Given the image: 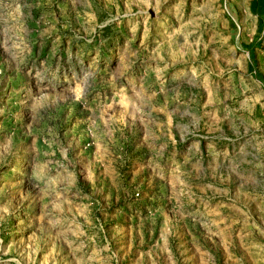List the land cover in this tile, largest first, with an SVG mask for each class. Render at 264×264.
Returning a JSON list of instances; mask_svg holds the SVG:
<instances>
[{"label": "rangeland", "instance_id": "1", "mask_svg": "<svg viewBox=\"0 0 264 264\" xmlns=\"http://www.w3.org/2000/svg\"><path fill=\"white\" fill-rule=\"evenodd\" d=\"M249 2L0 0V264H264Z\"/></svg>", "mask_w": 264, "mask_h": 264}, {"label": "trees", "instance_id": "2", "mask_svg": "<svg viewBox=\"0 0 264 264\" xmlns=\"http://www.w3.org/2000/svg\"><path fill=\"white\" fill-rule=\"evenodd\" d=\"M262 1V0H261ZM256 2L257 0H250L249 2V10L250 12L253 14V15H256V29L259 30L262 22H263V18L262 16H260L258 13H256L255 11V6H256ZM245 47L247 48V51H248V59H249V63H248V68H251L252 67V62H251V50L252 48L254 47V44L253 42H250L249 44H246ZM256 76V74H255Z\"/></svg>", "mask_w": 264, "mask_h": 264}, {"label": "crops", "instance_id": "3", "mask_svg": "<svg viewBox=\"0 0 264 264\" xmlns=\"http://www.w3.org/2000/svg\"><path fill=\"white\" fill-rule=\"evenodd\" d=\"M255 11L258 13L262 18L264 17V0H257L256 6H255ZM256 16V15H254Z\"/></svg>", "mask_w": 264, "mask_h": 264}]
</instances>
